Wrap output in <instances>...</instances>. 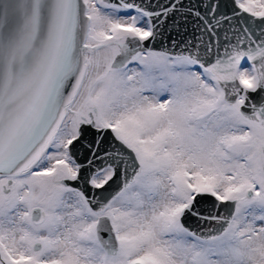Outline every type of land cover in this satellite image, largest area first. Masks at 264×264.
I'll return each instance as SVG.
<instances>
[{
	"label": "snow or ice",
	"instance_id": "obj_1",
	"mask_svg": "<svg viewBox=\"0 0 264 264\" xmlns=\"http://www.w3.org/2000/svg\"><path fill=\"white\" fill-rule=\"evenodd\" d=\"M0 264H264V0H0Z\"/></svg>",
	"mask_w": 264,
	"mask_h": 264
}]
</instances>
